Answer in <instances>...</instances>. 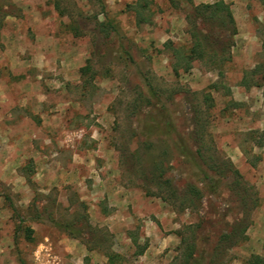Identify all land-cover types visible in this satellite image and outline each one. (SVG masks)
Segmentation results:
<instances>
[{"label": "rangeland", "instance_id": "rangeland-1", "mask_svg": "<svg viewBox=\"0 0 264 264\" xmlns=\"http://www.w3.org/2000/svg\"><path fill=\"white\" fill-rule=\"evenodd\" d=\"M217 2L234 35L186 0H0V264H264V0Z\"/></svg>", "mask_w": 264, "mask_h": 264}, {"label": "trees", "instance_id": "trees-1", "mask_svg": "<svg viewBox=\"0 0 264 264\" xmlns=\"http://www.w3.org/2000/svg\"><path fill=\"white\" fill-rule=\"evenodd\" d=\"M187 4H188V16H187V20L189 21V23L200 20L202 23H207L208 20L210 21H217L220 25H218V27L220 28L221 31L225 30V28L227 27V25L231 26V34H235L236 29L234 27V23H233V19L231 17L230 11L227 8V6H225L222 2H217L213 5H201V6H193V4L191 3V0H186ZM223 14V15H221ZM191 19V20H190ZM100 27V32L104 35L107 36L110 31L112 30V27L109 23H100L98 25ZM190 37L192 39V47L190 48V50L188 51L187 55H186V60H194V59H202V52H203V48L201 47V40L199 38V33H197L196 31H191L190 33ZM181 58H183L181 56ZM175 72H176V68H174ZM263 94H264V89H263ZM50 218V217H49ZM39 220V219H38ZM50 221L51 224L55 225L56 227H61L62 225H57V223H55L54 220H52L51 218L48 219ZM62 229L70 232L69 229V225H64L62 226ZM191 256H189V258H193V255L190 254Z\"/></svg>", "mask_w": 264, "mask_h": 264}]
</instances>
